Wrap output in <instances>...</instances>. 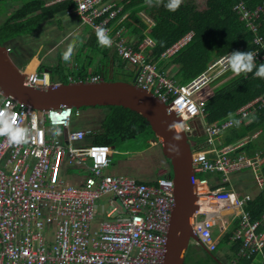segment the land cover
Segmentation results:
<instances>
[{"label": "built area", "instance_id": "obj_1", "mask_svg": "<svg viewBox=\"0 0 264 264\" xmlns=\"http://www.w3.org/2000/svg\"><path fill=\"white\" fill-rule=\"evenodd\" d=\"M71 1L82 24L93 30L95 26L110 30L117 54L128 64L137 66L134 84L165 103L176 116L178 127L188 134V141L193 140L191 133L204 115L205 103L200 91L208 92L211 81L228 70L220 61L233 50L180 84L149 60V50L155 44L147 34L154 26L150 14L136 12L145 30L134 48L122 36L121 26L112 34L108 26L111 20L118 25L119 7L105 0ZM233 9L249 29H257L252 16L263 10L262 6L249 10L239 1ZM193 35V31L185 33L164 49L160 59L174 55ZM253 42L260 46L264 43L257 34ZM251 52L257 53L256 63L264 59V53L258 49ZM20 72L26 83L34 87L44 88L53 83L45 71ZM99 78L94 75L91 80ZM261 105H264L263 95L238 107L232 118L201 125L206 136L204 147L197 146V141H189L195 184L191 228L206 251L216 249L212 231L221 208L236 210L232 217L238 216L239 222L231 238L241 241L239 255L249 258L263 251L264 212L257 219L251 217L245 209L251 197L239 196L223 186L212 188L206 178L196 177L200 173L219 172L225 182L230 173L248 169L258 188L264 189L261 168L264 156L238 152L248 139L219 147L212 145L217 134L235 127L237 121L246 122ZM4 107L30 128L32 134L22 145L9 144L7 137L0 136V264H163L175 198L174 181L168 171L152 183L108 173L114 149L94 142L78 145L77 142L94 135V130L69 129L72 117L80 116L79 108L60 106L38 110L2 95L0 108ZM54 127L66 132L63 139L52 131ZM256 136L257 133L252 135ZM66 167L81 171L80 183L65 181ZM103 199L106 206L101 218L96 220L97 204Z\"/></svg>", "mask_w": 264, "mask_h": 264}, {"label": "trees", "instance_id": "obj_2", "mask_svg": "<svg viewBox=\"0 0 264 264\" xmlns=\"http://www.w3.org/2000/svg\"><path fill=\"white\" fill-rule=\"evenodd\" d=\"M3 1L5 0H0V3ZM20 1V6L16 7L0 24V44L2 45L18 36H31L39 27L40 22L49 21L60 10L75 6L71 0L50 5H45L44 0ZM239 1L243 2L249 10H254L257 6H262L264 10V0H204L203 9L199 8L197 0H183L174 12L167 8L156 11L154 13L155 25L148 31V35L155 42L149 50L150 59H159L166 47L189 30L194 32L192 39L172 57V62L179 65L176 76L180 82H186L196 76L206 68L209 62L218 59L230 50L258 49L260 53H264V43L260 46L253 42L256 34L262 36L264 42V11L260 10L257 15L252 16L257 29H249L245 20H241L240 15L233 9ZM168 2L169 0H152L149 6L147 0H122L123 7L120 14L135 9L134 6H140L146 13L151 14L156 9L167 5ZM121 25L129 35L135 34L138 39L144 36L145 25L134 10L129 12ZM83 46L91 54L100 52L104 58L111 57L112 60L117 58L116 52H110L109 48L98 45L96 33L91 34ZM260 63H264V59L256 63L257 67ZM41 71L42 65L38 68V72ZM255 71L254 68L251 73H242L237 76L228 69L211 81L208 86L210 90L204 96L207 122L234 116V111L241 105L257 96L263 95L264 97V79L256 77ZM84 78L85 76L81 77V79ZM60 79L61 83L68 82L64 75ZM105 107H109L110 112L102 120L100 131L94 136L92 142L106 144L114 149L122 141L140 137L144 141L145 148L149 145V140L154 137V133L145 118L122 106ZM85 108L87 107L79 109ZM257 129H262L263 132L259 138L248 141L238 149V152L244 150L247 155H254L255 152L260 151V154L264 156V105L257 109V114L250 123L226 130L224 142L250 137L251 133ZM262 171L264 173V162ZM248 204L251 216L257 219L264 212V190ZM219 247L217 245V248L211 252L203 248V256L196 254L192 264H225L217 254ZM238 248L239 242L235 241L230 246L232 254H235ZM186 257L184 262L187 261ZM253 260V258L240 257L236 264H250ZM257 264H264V261Z\"/></svg>", "mask_w": 264, "mask_h": 264}, {"label": "crops", "instance_id": "obj_3", "mask_svg": "<svg viewBox=\"0 0 264 264\" xmlns=\"http://www.w3.org/2000/svg\"><path fill=\"white\" fill-rule=\"evenodd\" d=\"M64 1H68V0H44V2H45L44 4L50 5L53 3H61ZM105 3H112V4H114L113 7H115V8L119 7L120 12L122 11V7H123L122 0H105ZM20 4H21L20 0H5L2 3H0V24L6 17H8L14 11V9L16 7L20 6ZM74 8H75V6L72 8H64V9L60 10L49 21L40 22L39 27L37 28V30H35L33 32V34L31 36H29V37L18 36L12 40H8L4 44V46H6V48L9 49L8 51H9L10 57H11L12 61L14 62V64L16 65L17 69L20 71L26 72V73H30V72L38 71L39 66L42 65V71H45L49 74L50 79L53 83H61L60 77L63 75V72H67V75H64V76H66V78L68 79V82L69 81H77V80H91V77L94 75H98L100 77L99 80H105V78H104V72L105 71H109L110 73L117 71V72H121L123 74H128L133 79V77L135 76V74L137 72V66L130 65L126 61L121 59L113 46H111L109 48L110 49L109 51L110 52H112V51L116 52L117 58L115 60H112L111 57H109L108 59L104 58V56H102V54L100 52H97L96 54H91V52L88 51L87 56L86 55L82 56L81 54H76V56H73V59H72L73 63L67 62L64 65H62L60 61H58V62L52 61V63L47 62V64L43 63V60L46 59V57H48L51 53L55 52V50L58 49L61 45H63V44L68 45L69 43L72 42V40H74V39L79 40L80 37H82V39L80 40L81 43H80L79 47L77 48L78 49L77 51L86 50V48H84L83 44H84V42H86V40L89 38V36L91 34L95 33V30H93L89 25L81 23L79 16L76 15V13H75ZM133 8H135V9H131L130 11L134 10V12H137L138 10H140V11L145 12L140 6H134ZM164 8H166V5L156 9L154 12H152L150 14L154 19V25H155L154 13L156 11L162 10ZM130 11H126V12L124 11L121 14H120V12L118 13L117 17L120 14V16L118 17V19L120 20L118 25H116V23H114V20L109 21L108 26L111 28V31H112L111 34L114 32V30L117 27H119L122 24V22L124 21L126 16L129 15ZM61 19L65 21L64 25L65 24L66 25H72L69 29H65L66 33H64V34H63L64 27L62 26L63 21H61ZM54 22L56 23L55 24L56 28L51 27V24H53ZM141 22L143 23L142 20H141ZM121 28H122V36L124 37L125 41L135 48L137 46L138 42L142 38L138 39V37H136L135 34L129 35L128 32H126V29L122 25H121ZM144 30H143V35H144ZM189 31H193V30H189ZM189 31H187V32H189ZM147 34H148V32H147ZM65 36H67V37L70 36V38L68 39V42H67V39L63 40V37H65ZM27 38L37 40L36 42H38V46H37L38 48L36 49L35 47H32V48L29 47L28 50H25L24 49L25 46L23 43L27 42V41H25V40H27ZM185 46H183V47H185ZM42 51H44V54H41ZM176 53L174 55H176ZM174 55H172L171 57L166 58V59H160V57H159V59H157V60H151L149 57V60L155 62L157 64L159 70L163 71L166 75L173 77L177 83H180V84L186 83L190 79L186 82H180L178 77L176 76V73L179 69V65L172 62V57ZM84 76H85V78L81 79V77H84ZM201 94L203 95V100H204V103L206 105V101L204 99V96L207 94V91L202 90ZM205 105H204V115L202 116L201 120L196 124L195 129L191 133V138L193 140H191V141L189 140L190 142L197 141L198 142L197 146L201 145L203 147H204V145H202V144H204V139L206 138V136L204 134H202V129L200 126L203 125L204 123H211V122L206 121ZM83 112H87L91 117H92V115H98L101 117L99 118V123L96 125H94L92 123L90 125H86V124L83 125L81 122H79L77 117L73 120L74 123L72 122L69 126L70 130L87 129V128H91L94 130V135L87 136L82 141L77 142L76 144H78V145H88L89 143L92 142L94 136L100 131L99 127L102 123V120L110 112V109L108 111L107 110L102 111L101 108L97 109V107H87L84 110L82 109V113ZM256 114H257V110L252 114L250 119H248L244 123L237 124L235 126V128L238 125H241V124L246 125V124L250 123L254 119ZM232 117L233 116L226 117L223 119L214 120L212 122H215V121L219 122V121H223L227 118H232ZM51 129L61 139L64 138L65 133H66V132H64V130H62L59 127H54ZM226 130H228V129H226ZM226 130L220 132L219 135L221 133L225 132ZM255 133H257V136L252 137V135ZM262 133H263L262 129H257L253 133H251L250 137H245L243 139H248V141H250L252 139L256 140L259 138V136ZM219 135H218V138H216L217 140L215 139V141L212 144L214 147H219L221 145L227 144L224 142V134L222 136H219ZM153 139L155 140L154 137H151V139L149 140V145L145 148L146 150H149L150 147H153L156 144L159 145L158 142L153 143L152 142ZM243 139H241V140H243ZM241 140L231 141L228 143L239 142ZM255 153H260V151L255 152ZM164 160L166 161V162L165 161L164 162L167 165L164 164V162L162 163V167L165 168L162 173H158L154 176H150L149 180L145 179V180H141V181L147 182V183H152V182H154L156 177L163 174L165 171H168L171 174L170 163H169V161L166 160V158H164ZM261 168H262V165H261ZM75 170H76V173H75ZM108 170L109 169H107V172H108ZM119 171H120V169H119ZM249 172L252 175V172L250 170H249ZM80 173H81V171L79 169H77L76 167H66L63 177L65 178L66 182L71 183V184H76V183L81 182L82 178H81ZM262 173H263V171H262ZM110 174H125V173H121V171H120L119 173H110ZM206 174H210V177H206L205 176ZM230 174H232V173H230ZM230 174L228 175V180L225 182L222 181L223 177H222L221 173H219V172H217V173H200V174H197L196 177L206 178L209 182L210 187H212V188L223 186L226 189L234 191L239 196L249 195L251 197V199L249 201L258 197L259 194L262 192V190H264V189L258 188V186L256 185L255 180L253 178V175H252V184L255 185L256 187H253L251 190H247V189L252 184H250L246 188L239 187L238 185L232 186L229 184ZM125 175L130 176V174H125ZM263 175H264V173H263ZM132 177H135V176H132ZM138 180H140V179H138ZM245 190H247V191H245ZM105 206H106L105 199H103L101 202L100 201L98 202V204H97L98 210H97L96 220H99L101 218V212L104 210ZM248 207H249V204L247 203V205L245 206V209L249 212L250 209ZM235 211H236L235 209L230 210L227 208H223V209L221 208V210H219L217 213V215L219 217H215V225H214V228L212 231L213 237L216 240V248H217V245L219 247V244H221V246L227 247V250L225 252H223L222 255H219L220 259L222 261H224L225 264H236L237 260L240 257H245V256H240L238 253L239 249L241 247V241L234 240L231 238L232 234L236 231V229L238 227V222H239L238 216H236L234 218L232 217L235 215ZM249 214H250V212H249ZM218 221H220L219 226L216 225V224H218ZM216 228L219 229V233H220V234H218L219 236H216L214 234V231ZM235 241L239 242V248L235 254H232V251L230 250V246ZM196 243L198 245H200L198 243V241H196ZM218 251H219V249H218ZM194 253H195L194 255H193V253H190L191 255H188V256L189 257L191 256L193 259L194 256L197 254L196 252H194ZM228 255H229V258H227ZM245 258L246 259H252L253 258L254 260L250 264H257L260 261H264L263 251L261 254H256L253 257H249V258L245 257Z\"/></svg>", "mask_w": 264, "mask_h": 264}, {"label": "water", "instance_id": "obj_4", "mask_svg": "<svg viewBox=\"0 0 264 264\" xmlns=\"http://www.w3.org/2000/svg\"><path fill=\"white\" fill-rule=\"evenodd\" d=\"M137 74V72H136ZM135 74V75H136ZM124 81L77 80L51 83L44 88L29 85L12 61L6 46L0 44V92L38 110L70 106H122L140 114L148 122L163 155L169 160L174 181V206L167 231L163 264H184L190 239L198 241L191 228L195 210L194 171L188 134L165 103L134 84ZM179 136L180 139H175Z\"/></svg>", "mask_w": 264, "mask_h": 264}, {"label": "rangeland", "instance_id": "obj_5", "mask_svg": "<svg viewBox=\"0 0 264 264\" xmlns=\"http://www.w3.org/2000/svg\"><path fill=\"white\" fill-rule=\"evenodd\" d=\"M199 8L203 9L204 8V0H197ZM62 26L64 27V33H66L65 29H69L72 25H64V20L61 19ZM56 23L54 22L51 24V27L56 28ZM70 38L65 36L63 37L64 39ZM82 37L79 38L78 41H80ZM27 42L23 43L24 44V49L28 50L29 47H35L36 49L38 48V42L35 39H30L27 38L25 40ZM67 44L61 45L58 49L55 50V52L51 53L46 59L43 60V63L47 64V62L52 63L60 61L62 65H64L66 62L62 60V53L66 50ZM74 52L73 56H76V54H81L82 56H87L88 49L86 50H80ZM41 54H44V51H42ZM73 59V57H72ZM71 59V62L73 63V60ZM63 75H67V72H63ZM104 78L106 81H124V82H132V77L128 74H123L121 72L114 71L110 73L109 71L104 72ZM201 92V91H200ZM94 107V106H93ZM101 108L102 111H108L109 107H104V106H97V109ZM84 110V109H83ZM80 116L77 117L79 122H81L83 125H90L91 123L96 125L99 123V118L101 116L98 115H92V117L87 113L83 112L82 109H80ZM76 117H72L71 123ZM74 123V122H73ZM226 132V131H225ZM225 132L221 133L219 136H222ZM218 135H216V138H218ZM222 138V137H221ZM222 140V139H221ZM126 160V161H125ZM164 155L162 152L161 147L156 144L153 147H150L149 150L145 149L144 141L140 137H137L135 139H130V140H125L120 142L115 148H114V153L112 155V160L111 164L108 167V172L109 173H125V174H130V176H135L136 178L140 180H145V179H150V176H154L158 173H162L165 168L162 167V163L164 162ZM166 162V161H165ZM164 162V164H166ZM167 165V164H166ZM165 167V166H164ZM120 169V171H119ZM171 170V169H170ZM244 170V171H243ZM76 173V170H75ZM206 177H210V174H206ZM229 184L232 186L238 185L239 187L246 188L250 184H252V175L249 172L248 169H242L239 171L232 172L229 176ZM253 187H256L255 185L249 186L247 190H251ZM245 190V191H247ZM220 221H218L217 226H219ZM49 228L47 229V233H49ZM53 232V229H51L50 233ZM214 234L216 236H219V229L216 228L214 231ZM227 250L226 246H221L219 248V251L217 252L218 255H222L223 252ZM196 252L198 255L203 256L204 251L201 248L200 245L196 243L195 240L190 239L188 243V247L186 250V255H191L190 253H193V255ZM187 261L184 262V264H192L194 263L192 257H186Z\"/></svg>", "mask_w": 264, "mask_h": 264}, {"label": "clouds", "instance_id": "obj_6", "mask_svg": "<svg viewBox=\"0 0 264 264\" xmlns=\"http://www.w3.org/2000/svg\"><path fill=\"white\" fill-rule=\"evenodd\" d=\"M147 3L151 6L152 0H147ZM182 3L183 0H169L166 8L174 12ZM109 31V29L103 26H95L97 42L100 47L110 48L112 46L113 40L109 35ZM80 43V41L74 39L67 45L66 50L62 53V60L64 62H71L73 54ZM256 55L257 53L251 51L235 50L223 57L220 62L226 69H230L237 76L242 73H251L255 68V76L264 79V63H260L257 67ZM2 95L3 93L0 92V96ZM236 123L238 124L239 121ZM31 134V129L23 126L22 122L16 118L15 114L9 111L8 107L0 108V136L7 137L9 144H25L28 142ZM175 139L179 140L180 137L176 136Z\"/></svg>", "mask_w": 264, "mask_h": 264}]
</instances>
